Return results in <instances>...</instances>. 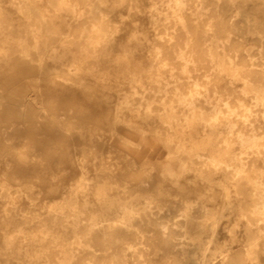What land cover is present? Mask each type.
Returning <instances> with one entry per match:
<instances>
[{
    "label": "bare ground",
    "instance_id": "1",
    "mask_svg": "<svg viewBox=\"0 0 264 264\" xmlns=\"http://www.w3.org/2000/svg\"><path fill=\"white\" fill-rule=\"evenodd\" d=\"M109 3L0 0V264H264V0H115L154 36L123 42ZM123 127L203 190L153 182Z\"/></svg>",
    "mask_w": 264,
    "mask_h": 264
},
{
    "label": "rangeland",
    "instance_id": "2",
    "mask_svg": "<svg viewBox=\"0 0 264 264\" xmlns=\"http://www.w3.org/2000/svg\"><path fill=\"white\" fill-rule=\"evenodd\" d=\"M115 0H110L111 4V11H108V18L109 19H113L115 17L123 16L124 20L126 21V26H124V31L122 32V34L120 35V38L118 39V42L120 41H124L125 40V35L127 32H133L135 33L136 31H142L144 32V35L147 39L152 40L154 38V36H152V28L149 25V20L147 19V15L142 12V13H136L134 16L129 17L128 12L126 11L124 6H115L114 8H112L113 4H114ZM143 3L145 2V0H141ZM64 16V15H63ZM62 18H65L62 17ZM67 19V17H66ZM133 20V21H132ZM134 20L136 22H134ZM109 24L111 25V23L109 22ZM142 36H138L140 37V39H145V37ZM134 48H135V52L136 53L134 55L133 60L134 61H142V62H147L148 58H149V53L147 51V44L146 43H133ZM115 63V59H113L110 62V71L112 65H114ZM123 82V81H122ZM107 95L111 96V100L114 101V98L116 97L115 93H106ZM80 95V94H79ZM115 102V101H114ZM113 102V103H114ZM122 136H124L130 143L131 147L134 150H140L141 154H143L142 156V165L140 166L141 168L145 169V170H149L152 169L153 171V176H152V180L153 182H157V180H159V173H158V168H164V167H170L174 174L177 177V183L180 187H184V188H195V189H202L204 186L201 181L197 178L195 172L191 171H182L181 169V161L179 160V156H177L176 154H172V153H167L166 150H164L161 146L160 143H158L157 138L153 137L152 135L146 134L144 137L142 138L140 137V135L134 133V132H130L128 131L126 128H122L121 130ZM149 152V153H148ZM151 153V154H150ZM180 162V163H179ZM133 179H135L134 181L136 182L138 179H140L141 174L137 171H135L133 173ZM65 181V182H64ZM62 183H64L65 186H68L71 183V179L70 178H66L63 179L61 181ZM212 185V186H211ZM207 186V185H205ZM57 186L55 185H44L42 187L43 190V194L40 197V201L41 202H48V203H53L56 201V197L57 195L55 194V192L57 191ZM163 191L167 192L169 195H171V197L174 196V194L178 193L177 190V186L174 185L172 186L170 183L168 182H164L163 185ZM212 187V189H211ZM59 188V187H58ZM207 189V191H211L213 193H215V195L219 196L217 198H220L221 195L220 194V188L218 186H216L215 184H208V187L205 188V190ZM211 189V190H210ZM94 202V201H93ZM218 206H216V209H219V205L221 204V202L218 200ZM19 205L23 208H27L25 203L20 202ZM27 211V209H26ZM226 213V211H225ZM224 213V214H225ZM229 216V217H228ZM237 222L236 218L234 217V213L232 211H228L227 212V216H225V219L221 220V224L222 226H220L218 228V231L221 233V235L223 234V236L225 237L226 235H224V232H221V228L222 227H226V226H231L232 224H235ZM238 236V241L234 243V245L237 248L242 247L243 243H244V235H243V227H240L237 229V234ZM68 236H64V238L66 239ZM226 239V238H225ZM264 262V260H263Z\"/></svg>",
    "mask_w": 264,
    "mask_h": 264
}]
</instances>
